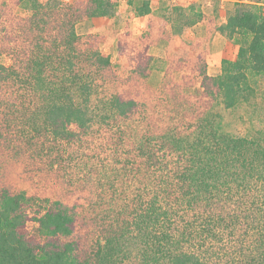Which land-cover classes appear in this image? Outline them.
<instances>
[{
  "label": "trees",
  "instance_id": "trees-1",
  "mask_svg": "<svg viewBox=\"0 0 264 264\" xmlns=\"http://www.w3.org/2000/svg\"><path fill=\"white\" fill-rule=\"evenodd\" d=\"M259 2L237 0L216 27L242 44L212 76L201 40H175L202 21L193 6L154 16L129 0L145 26L118 32L113 64L77 26L112 20L118 0H0V163L38 178L31 190L0 172V264H264V138L226 133L215 113L264 79Z\"/></svg>",
  "mask_w": 264,
  "mask_h": 264
},
{
  "label": "rangeland",
  "instance_id": "rangeland-1",
  "mask_svg": "<svg viewBox=\"0 0 264 264\" xmlns=\"http://www.w3.org/2000/svg\"><path fill=\"white\" fill-rule=\"evenodd\" d=\"M39 1L44 3L47 0ZM63 1L72 2V0ZM118 1L119 7L116 16L112 20H90L82 22L77 26V32L79 34L99 33L102 36L100 42L101 51L105 56L110 57L113 64H117L119 61L117 50L118 32L124 31L125 33H131L132 37H138L144 29L146 20L145 18L136 16L133 7L129 4V0ZM236 1L149 0L154 11V16H159L160 12L168 11V9L171 11L174 6L178 5H182L185 8L193 6L196 12L203 13L204 17L200 23L186 27L181 34L175 37V40L178 44L182 41L196 42L197 40H201L202 50L206 52L208 73L212 76L221 73L222 60L224 58H236L239 47L242 44L240 37L230 41L216 30L219 24L226 22L228 13L232 11ZM256 1H260L258 5L264 15V0ZM187 14H190V12L187 11ZM150 53L159 59L148 80V85L156 89L163 80L166 64L164 62V53L160 48L152 46ZM0 64L9 66L11 64L10 57L0 55ZM251 83L254 87V94L250 96L248 101L240 103L235 109H226L223 106L216 107L215 113L219 115L222 121V128L226 133L251 138L262 136L264 138V79L256 77L251 80ZM96 94L94 93V96L91 98L90 107L93 113H98L99 110L104 108L102 91L99 92V97L95 98ZM4 162L0 163V172H3L2 176L7 175L9 178L13 176L17 187L30 188V184L37 182V177L33 178L32 181H20V174L25 177L24 170L21 167L6 166V163L9 161L4 160ZM31 190H33V187H31Z\"/></svg>",
  "mask_w": 264,
  "mask_h": 264
}]
</instances>
